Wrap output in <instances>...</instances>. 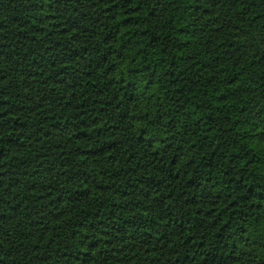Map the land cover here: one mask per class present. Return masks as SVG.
Segmentation results:
<instances>
[{
  "label": "trees",
  "instance_id": "trees-1",
  "mask_svg": "<svg viewBox=\"0 0 264 264\" xmlns=\"http://www.w3.org/2000/svg\"><path fill=\"white\" fill-rule=\"evenodd\" d=\"M0 264H264V0H0Z\"/></svg>",
  "mask_w": 264,
  "mask_h": 264
}]
</instances>
